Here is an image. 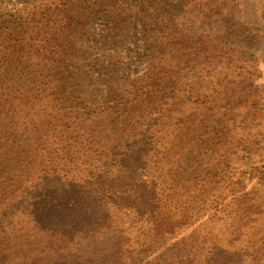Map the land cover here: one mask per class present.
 Here are the masks:
<instances>
[{
    "label": "trees",
    "instance_id": "1",
    "mask_svg": "<svg viewBox=\"0 0 264 264\" xmlns=\"http://www.w3.org/2000/svg\"><path fill=\"white\" fill-rule=\"evenodd\" d=\"M35 1L28 14L29 39L25 40L32 41V54H23L31 50L19 48L21 40L12 43L7 35L0 36V87L11 79L9 73L19 74L17 82H21L30 66L36 73L50 70L57 75L61 59L79 53L74 42L88 15L103 14L110 35L120 38L129 29L132 9L155 6L154 0ZM168 43L163 42L164 48L157 54L152 52L154 64L130 102L131 120L124 121L115 145L103 143L102 135L86 126L74 131L62 127L53 139L55 145L39 142L25 151L2 140L11 139L13 130L0 131V264H89L104 258L117 259L120 264H174L170 246L152 260L148 254L155 244L182 231H189L184 242L193 256L221 251L264 253V162L232 166L251 159L250 124L260 114L256 108L262 105L263 85L238 69L231 72L235 79L224 81L229 90L241 92L240 99L234 95L228 100L229 110L239 120L230 135L204 132L208 118L203 117L200 124V114L205 115L200 108L207 99L199 92L186 96L189 107L194 105L189 109L192 112L168 118L171 102L165 99L166 76L187 61L184 53H170ZM171 54L174 63H168ZM28 57L33 59L29 66ZM221 70L214 75L218 80L211 81L213 88L226 79L219 74ZM174 76L180 79L179 73ZM59 83L49 84L42 99L59 106L67 92ZM11 86L14 96L16 88ZM5 91L0 90V119L5 120L1 127L15 118L30 125L25 113L35 99L20 92L13 100ZM252 91L258 99H252ZM158 125L167 129L157 133ZM44 128H34L35 141H44L43 134L48 132ZM204 136L203 148H215V152L197 156L199 166L189 167L187 191L181 194L178 188L183 182L177 180L173 186L165 177L172 164L170 154L179 158L178 152H172L175 148L187 149L191 140L197 141L193 146H200ZM186 158L192 165V159Z\"/></svg>",
    "mask_w": 264,
    "mask_h": 264
},
{
    "label": "rangeland",
    "instance_id": "2",
    "mask_svg": "<svg viewBox=\"0 0 264 264\" xmlns=\"http://www.w3.org/2000/svg\"><path fill=\"white\" fill-rule=\"evenodd\" d=\"M35 4V0H0V36L7 35L12 43L21 40L23 45L19 48L31 50L32 41L26 43L25 40L29 39L28 14ZM154 4V7L145 8L139 5L132 9L128 13L131 18L129 29L120 38L110 35L107 18L103 14L88 15L82 34L74 42L80 50L79 53L61 59L56 69L57 75L50 70L36 73L30 66L25 70L26 74L20 73L23 79L17 82L20 75L9 73L11 79L4 85L6 91L4 86L0 90L5 91L13 100L18 98L17 94L23 92L22 96H31L36 102L34 106L27 107L28 111L25 113L30 122L29 126L25 121L13 118L10 124L1 127L5 120L0 119V131L4 128L14 132L11 139L2 140L9 142V146H22L26 151L39 142L55 145L53 139L62 127L74 131L86 126L90 131L97 130L102 135L100 139L103 143L108 146L115 145L113 141L121 131L124 121L131 120L130 102L135 100L138 87L142 85L152 63L154 64L152 52L157 54L162 51L163 42L168 40V51L184 53V59H187L186 63L181 62L178 67H173L172 75L166 76L168 85L165 99L171 102L167 108L170 112L168 118H180L192 112L189 109L194 105L189 107L186 96L189 92H199L207 99L203 109L200 108L205 112L204 116L203 113L200 114V124L203 117L208 118L204 132L215 131L222 135L226 131L230 135L231 128L239 120L229 110L228 100L234 95L235 99H240L241 92L229 90L224 81L235 79L230 77L233 70H246L255 84L263 85L260 92L263 101L260 108L254 107L260 114L250 124L252 127L248 147L254 148L249 155L251 159L234 162L232 166L247 161L264 162V0H154ZM199 4L200 8L197 7ZM172 46L175 49L169 50ZM23 54H32V50ZM174 60L172 55L168 63ZM32 61L28 57L27 66ZM218 63L220 66L216 67ZM216 70H221L219 74L226 78L219 80L221 86L217 89L211 85V81L218 80V77L214 78ZM175 73L180 74V79L176 80ZM59 82L65 85L67 92L61 104L55 106L42 99L43 90L49 84H60ZM17 83L19 88L15 85ZM173 83L177 84L178 89ZM11 85L16 88L14 96ZM33 93L38 94L32 95ZM250 93L252 99H258L255 91ZM18 104L17 101L15 105ZM166 124L175 132L171 122L167 120ZM34 128L48 131L43 134L44 141H35ZM162 129L166 130L167 127L158 125L156 132ZM177 139L174 135L176 143ZM205 140V136L200 140L201 147L193 146L197 141L191 140L193 144L189 148H175L172 152L180 154L177 159L170 154L172 164L165 177L173 186L177 180L183 182L178 188L181 194L187 191L184 190V185L190 178L189 167L195 169L199 166V163H195L197 156L208 155V151L215 152V148L212 151L203 148ZM186 157L192 159V165L186 162ZM180 160L185 163L181 164ZM221 160L222 158H218V161ZM207 168L206 165L201 166L202 170ZM116 174L114 172L113 176ZM186 234L189 231H182L176 237L155 244L148 259L152 260L161 255L170 246L176 257L174 264H264V253L254 255L245 251L237 254L221 251L217 255L193 256L190 247L184 242ZM89 264H120V261L104 258L103 261L95 259Z\"/></svg>",
    "mask_w": 264,
    "mask_h": 264
}]
</instances>
